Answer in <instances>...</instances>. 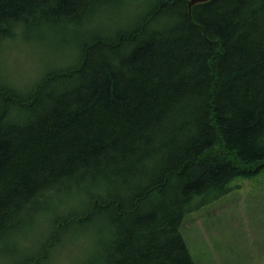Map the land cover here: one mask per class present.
<instances>
[{
    "label": "trees",
    "instance_id": "16d2710c",
    "mask_svg": "<svg viewBox=\"0 0 264 264\" xmlns=\"http://www.w3.org/2000/svg\"><path fill=\"white\" fill-rule=\"evenodd\" d=\"M127 1L0 0V40L69 26L77 53L24 90L0 78V264H44L83 231L89 264H193L192 198L264 170V0H148L93 25ZM51 197L64 211L31 248L21 221Z\"/></svg>",
    "mask_w": 264,
    "mask_h": 264
},
{
    "label": "rangeland",
    "instance_id": "374dc122",
    "mask_svg": "<svg viewBox=\"0 0 264 264\" xmlns=\"http://www.w3.org/2000/svg\"><path fill=\"white\" fill-rule=\"evenodd\" d=\"M129 6L103 8L92 23L110 30L136 11L148 7V0H128ZM140 5V8L138 7ZM76 35L69 26L27 28L14 39L0 40V78L19 90L28 88L43 72L52 67L71 63L76 57ZM60 52L65 55H58ZM227 191L210 198L208 195L192 198L191 207L179 228L187 253L193 264H264V170L242 178L236 177L226 185ZM63 200L51 197L42 203L43 213L29 212L21 221L22 236H34L31 248L40 242L48 228L34 232L39 219L53 220L64 210ZM202 202V203H200ZM200 203V204H199ZM199 204V205H198ZM88 235L84 243L77 242L58 247V251L44 264H89L97 248L98 235ZM18 246L20 254L27 247ZM7 248V244H6Z\"/></svg>",
    "mask_w": 264,
    "mask_h": 264
},
{
    "label": "water",
    "instance_id": "95a60500",
    "mask_svg": "<svg viewBox=\"0 0 264 264\" xmlns=\"http://www.w3.org/2000/svg\"><path fill=\"white\" fill-rule=\"evenodd\" d=\"M204 1H207V0H187V6L190 7L192 4L204 2Z\"/></svg>",
    "mask_w": 264,
    "mask_h": 264
}]
</instances>
